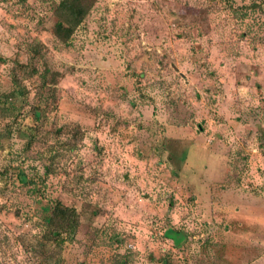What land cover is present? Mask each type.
Listing matches in <instances>:
<instances>
[{
	"label": "rangeland",
	"instance_id": "obj_1",
	"mask_svg": "<svg viewBox=\"0 0 264 264\" xmlns=\"http://www.w3.org/2000/svg\"><path fill=\"white\" fill-rule=\"evenodd\" d=\"M58 1L0 0V264H264V0Z\"/></svg>",
	"mask_w": 264,
	"mask_h": 264
},
{
	"label": "trees",
	"instance_id": "obj_2",
	"mask_svg": "<svg viewBox=\"0 0 264 264\" xmlns=\"http://www.w3.org/2000/svg\"><path fill=\"white\" fill-rule=\"evenodd\" d=\"M96 1L97 0H59L53 11L55 15V23L53 25L55 34L63 40H68L74 28L85 20ZM34 51L35 53L38 52L36 49H34ZM22 67L24 66L22 65ZM31 70L34 69L32 68ZM46 71L42 74L44 78H46ZM15 83V86L19 88L16 80ZM45 84V82L41 84V89L46 87ZM5 99L9 100L7 96H5ZM45 99L46 101L50 99L48 98V93ZM6 104L7 103L4 102L0 105L2 110L8 106ZM42 106L43 100H38L31 110L33 116L39 118L40 114L43 112ZM7 110L12 112L11 108ZM45 225L47 227V236L58 245L74 237L79 225L78 211L76 207L65 205L58 200L54 203L51 211L45 217ZM179 237L181 236L179 235Z\"/></svg>",
	"mask_w": 264,
	"mask_h": 264
}]
</instances>
